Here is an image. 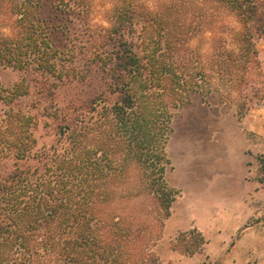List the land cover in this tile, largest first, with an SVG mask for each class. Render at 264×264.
Returning <instances> with one entry per match:
<instances>
[{
	"label": "trees",
	"instance_id": "1",
	"mask_svg": "<svg viewBox=\"0 0 264 264\" xmlns=\"http://www.w3.org/2000/svg\"><path fill=\"white\" fill-rule=\"evenodd\" d=\"M40 9V0H0V69L30 76L53 103L58 89H90L88 76L100 72L116 98L108 104L92 91L65 110L54 103V111L31 114L16 108L29 93L27 79L10 88L0 82V155L15 160L0 183V264H130L132 245L157 222L161 232L178 196L165 179L172 117L214 75L244 98L247 75L260 64L264 0H117L110 28L91 41L101 51L74 76ZM228 14L238 28L223 21ZM206 34L207 52L191 47ZM38 117L57 124L49 149H37ZM123 194L150 208L115 212Z\"/></svg>",
	"mask_w": 264,
	"mask_h": 264
},
{
	"label": "rangeland",
	"instance_id": "2",
	"mask_svg": "<svg viewBox=\"0 0 264 264\" xmlns=\"http://www.w3.org/2000/svg\"><path fill=\"white\" fill-rule=\"evenodd\" d=\"M40 18L51 30V42L62 57L69 76L84 74L100 40L101 27L110 28L108 9L117 0H40ZM75 3V4H74ZM223 21L230 28L239 25L232 15ZM93 33L88 38L89 33ZM87 33V34H85ZM95 35V37H94ZM209 35L192 40V48L208 51ZM104 49H112L105 45ZM259 68L252 67L248 85L232 86L214 75L199 84L201 95L193 94L172 117L165 153L170 161L166 182L177 190L170 217L161 232L156 225L144 233L138 246L132 245L130 264H259L264 260V37L256 39ZM101 51V50H98ZM22 78L30 90L20 96L17 107L26 112L65 110L77 98L92 91L104 93L107 103L116 96L107 91L108 79L100 72L90 74V89L51 88L55 102L38 94L40 86L31 77L12 69H0V82L10 88ZM103 81V83H102ZM241 90V89H240ZM242 94V92H241ZM35 133L41 135L37 149L56 145L58 129L50 118L38 117ZM47 123V124H46ZM15 160L0 155V183L14 171ZM32 163V162H31ZM17 164H21L17 162ZM133 175L135 173H132ZM130 186H127L128 189ZM142 197L112 204L117 213L150 208ZM151 204V202H149ZM150 210H154L151 208ZM151 216V214H150ZM138 249V250H137Z\"/></svg>",
	"mask_w": 264,
	"mask_h": 264
},
{
	"label": "crops",
	"instance_id": "3",
	"mask_svg": "<svg viewBox=\"0 0 264 264\" xmlns=\"http://www.w3.org/2000/svg\"><path fill=\"white\" fill-rule=\"evenodd\" d=\"M170 212H171V209H170ZM259 264H264V260H263V262H259Z\"/></svg>",
	"mask_w": 264,
	"mask_h": 264
}]
</instances>
